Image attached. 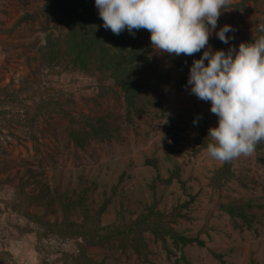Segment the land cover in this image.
Wrapping results in <instances>:
<instances>
[{"label":"rangeland","instance_id":"374dc122","mask_svg":"<svg viewBox=\"0 0 264 264\" xmlns=\"http://www.w3.org/2000/svg\"><path fill=\"white\" fill-rule=\"evenodd\" d=\"M33 3L34 0H0L2 85L17 86V80L29 73L25 54H37L35 48L43 40L39 21L43 20L42 17L39 20H20L21 15ZM231 7L230 10H222L217 27L209 38V45L213 51L221 49L214 40H218L228 50L233 46L238 49L241 42H250L256 35L258 37L264 35L258 33L259 25L264 24V0H231ZM96 15L99 17L98 12ZM47 24L53 27L52 21H47ZM225 24L233 29L226 33L230 37L227 44L222 43L216 36V32ZM150 35L149 32L147 41L151 46ZM202 54L203 50L194 56H175L156 53L151 47L150 58L156 65L155 70L160 74L168 72V83H161L150 92V95H153L151 102L158 99L159 107L148 106L142 115L134 114L130 122L120 117L126 110L122 100L117 101L112 92L98 95L100 89L96 87V80L92 74L67 73L59 68L57 74L53 75L56 90L49 99L46 97L43 103H63L72 108L75 117H80L81 114L94 116L95 113L107 110L111 117L119 116L120 120L117 119L116 125L107 136L102 138L100 133L97 139L91 138L85 142V149L71 143L68 148H62L61 144H64L66 139L59 137L60 140L57 141L51 134L43 137L39 133L42 143H34L28 137H24L23 129L20 130L18 126L16 129V125L12 124L10 129L14 134H11L9 129L2 125L3 121H0V149L4 152L1 158L6 166L7 163H13L11 168L21 167L24 161L47 154L45 148L52 146L67 156L65 162H59L60 164H64L66 168L82 164L85 166V173L88 172L87 176L97 180L95 205L100 203L102 190L108 191L113 185L117 186L119 193L127 196L131 208H135V202L139 199L149 200V194L152 193L149 182L155 175L159 174L165 179L170 173L169 169L177 164L180 166L179 176L184 180L187 190H182L177 179L168 185H157L154 192L156 208L167 214L174 206L186 200V192L193 195V201L181 209L183 215H179L171 222V226L180 233L201 240L203 244L201 246L197 243L186 244L182 250L174 246L166 234L165 244L161 245L160 239L156 241L149 231L142 229L146 245L152 252L148 259L132 255L125 262L173 264L179 259V264H263L264 209L254 211L252 207L251 210L255 212L256 217L247 226L232 218L222 205L252 198L254 204L262 205L264 208V142L259 143L250 156L232 160L234 176L225 182L217 195L214 194L211 176L222 162L208 156L206 147H197L193 141L196 128L189 129V124L192 120L197 124L205 122L207 136L209 128L218 124V118L211 113L210 102H205L191 93L188 81L184 86L176 85L179 77L176 63L190 65ZM11 109L13 118L23 114L15 108ZM32 110L33 108H29L30 112ZM53 118L56 122H63L57 119L54 113H43L38 117V123L35 122V128L42 126L43 130ZM52 148L48 151H53ZM74 155L79 156V159H74ZM146 158H156L158 169L155 170L145 163ZM6 191L7 187L1 185L0 254L2 252L4 254L0 255V264L14 263L13 258L16 264H69L70 254L77 250L80 239L58 241L55 238H48L43 241L46 250L38 252L34 248V233L25 231L29 230L27 221L19 214L4 208L1 201ZM101 220L103 224L119 221L111 207L103 214ZM86 247L87 254L97 259L104 258L106 263L112 259L120 258L121 262L125 259L124 253L120 251L114 252L117 255L105 256V252L110 253V250L103 251V248L97 246Z\"/></svg>","mask_w":264,"mask_h":264},{"label":"trees","instance_id":"16d2710c","mask_svg":"<svg viewBox=\"0 0 264 264\" xmlns=\"http://www.w3.org/2000/svg\"><path fill=\"white\" fill-rule=\"evenodd\" d=\"M96 12L95 0H34L33 5L21 15V21L39 20L42 17L43 20L39 21L43 40L35 48L37 54H25L29 73L17 80V86L0 84V121H3L2 125L9 129V133L14 134L10 127L15 124L16 129L17 126L23 129L24 137L34 143H42L39 135L44 137L51 134L57 141L59 137L66 139L61 144L62 148H68L71 143L85 149V142L89 139H97L100 133L102 138L107 136L120 117L130 122L134 114L142 115L148 106L159 107L158 99L151 102L153 95L150 92L154 91L153 87L168 83L169 75L168 72L160 74L155 70L156 65L150 58L151 46L147 41L149 31L139 30L133 35L125 30L115 35L103 27V21ZM49 20L53 27L48 26ZM258 33L262 34L260 31ZM257 37L254 36L250 42ZM214 42L225 52L228 51L218 40ZM191 65L176 63L179 72L177 86L186 84ZM59 68L67 73L92 74L96 87L100 89L98 95L112 92L117 101L122 100L126 109L124 115L114 118L107 110H102L94 116L81 114L75 117L72 108L63 103H43L56 90L53 75L57 74ZM11 108L23 114L13 118ZM29 108H33L32 112ZM43 113H54L63 122H56L53 118L43 130L42 126L35 128V122L38 123V117ZM190 128H196L193 141L197 147H207L209 138L206 136L205 122L197 124L192 120ZM51 148H45L46 156L28 159L21 167L14 168H11L13 163H7L6 166L1 158L4 152L0 149V186L4 185L8 189L1 202L7 211L19 214L27 221L29 230L25 231L34 233V248L38 252L46 250L43 241L48 238L58 241L80 239L77 250L70 254L69 264H127L126 259L132 255L148 259L152 252L146 245L142 229L149 231L156 241L160 239L161 245L165 244L166 234L171 238V243L182 250L186 244H203L201 240L180 233L171 226V222L183 215L181 209L193 201V195L186 192V200L167 214L156 208L154 192L157 185H168L177 179L182 190H187L184 180L179 176V165L174 164L165 179L159 174L155 175L149 182L152 189L149 200L139 199L135 202V208H131L127 196L119 193L117 186L113 185L108 191L102 190L100 203L95 205L97 180L87 176L88 172L85 173L82 164L67 168L60 164L65 162L67 156L58 149L48 151ZM75 158L79 159V156L74 155ZM145 163L158 169L156 158H146ZM233 176V161L221 163L211 176L213 193H219L225 182ZM253 200L247 198L227 202L222 207L232 218L249 226L256 217L252 207L254 211L264 209L262 205L254 204ZM109 207L119 221L103 224L101 217ZM30 224L33 225L31 228ZM86 246L110 250V253L105 252V256L117 255L114 252L120 251L124 253L125 259L123 262L120 258L112 259L106 263L104 258L97 259L87 254ZM12 260L14 263L10 264H16L15 258ZM173 264H179V259Z\"/></svg>","mask_w":264,"mask_h":264},{"label":"clouds","instance_id":"9594fccd","mask_svg":"<svg viewBox=\"0 0 264 264\" xmlns=\"http://www.w3.org/2000/svg\"><path fill=\"white\" fill-rule=\"evenodd\" d=\"M95 6L103 27L115 35L149 31L156 53L194 56L203 50L190 67L188 84L192 94L211 103L218 118L208 130V156L230 162L250 156L264 142V35L227 52L209 45L222 10L232 8L231 0H95ZM258 30L264 33V24ZM231 31L225 24L216 36L227 44Z\"/></svg>","mask_w":264,"mask_h":264}]
</instances>
